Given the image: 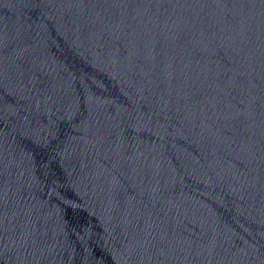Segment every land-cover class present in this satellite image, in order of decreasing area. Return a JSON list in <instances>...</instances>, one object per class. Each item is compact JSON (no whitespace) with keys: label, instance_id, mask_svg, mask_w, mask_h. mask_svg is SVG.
I'll return each mask as SVG.
<instances>
[{"label":"water","instance_id":"water-1","mask_svg":"<svg viewBox=\"0 0 264 264\" xmlns=\"http://www.w3.org/2000/svg\"><path fill=\"white\" fill-rule=\"evenodd\" d=\"M0 264H264V0H0Z\"/></svg>","mask_w":264,"mask_h":264}]
</instances>
